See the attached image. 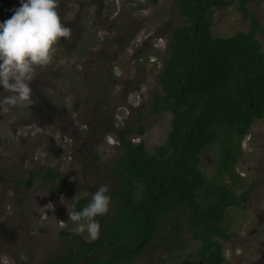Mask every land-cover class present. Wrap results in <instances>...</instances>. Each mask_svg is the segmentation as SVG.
I'll use <instances>...</instances> for the list:
<instances>
[{"label": "rangeland", "instance_id": "374dc122", "mask_svg": "<svg viewBox=\"0 0 264 264\" xmlns=\"http://www.w3.org/2000/svg\"><path fill=\"white\" fill-rule=\"evenodd\" d=\"M241 1L215 9L212 33L228 37L248 32L254 14L261 25L256 38L264 51V0L248 2V16L240 10ZM90 2L83 12L85 41L78 48L60 44L45 69L49 77L51 69L55 74L59 118L30 125L0 122V264H54L78 253L79 241L90 240L86 233L68 230L75 227L68 209L75 210L80 198L90 201L101 185L114 198L115 164L123 155L119 142L128 128L144 127V135L134 132L128 138L143 141L150 154L171 130L172 114L154 115L152 107L162 91L159 76L171 55L174 30L187 22L176 1L106 0L103 11L100 0ZM72 8L77 14V1ZM15 127L20 134H14ZM232 156L233 177L223 168ZM49 167L64 174L57 196L61 185L55 188L38 174ZM201 167L208 180L227 183L237 194L247 191L240 205L227 210L233 237L224 242V264H264V119L254 121L249 133L234 142L222 136L204 152ZM112 199L108 213L99 217L100 234L102 223L114 214ZM49 203L54 212L47 209ZM172 219L176 217L165 221ZM163 225L134 264H187V256L200 246L187 225L169 243ZM20 253L27 259L21 260Z\"/></svg>", "mask_w": 264, "mask_h": 264}, {"label": "trees", "instance_id": "16d2710c", "mask_svg": "<svg viewBox=\"0 0 264 264\" xmlns=\"http://www.w3.org/2000/svg\"><path fill=\"white\" fill-rule=\"evenodd\" d=\"M175 1L187 22L174 30L171 55L159 76L162 91L152 107L154 115L172 114L168 137L152 154L143 141L120 139L124 153L115 164L113 216L101 222L98 239L79 241L78 253L54 264H134L162 223L169 243L190 227L201 243L190 258L202 264L226 262L224 242L233 237L227 210L240 205L247 191L237 194L227 183L208 180L202 156L222 136L234 142L264 119V51L256 38L261 25L252 14L248 32L214 36V11L231 0ZM250 1L257 0L241 1L245 16ZM127 132L144 135L145 129L130 126ZM234 160L226 158L229 165L223 167L232 177ZM54 172L49 169L45 177H55ZM88 203L80 198L75 210ZM170 216L176 220L166 222Z\"/></svg>", "mask_w": 264, "mask_h": 264}, {"label": "clouds", "instance_id": "9594fccd", "mask_svg": "<svg viewBox=\"0 0 264 264\" xmlns=\"http://www.w3.org/2000/svg\"><path fill=\"white\" fill-rule=\"evenodd\" d=\"M60 0H20L11 18L0 22V111L26 107L37 101L33 97L30 82L37 77V69L52 64L60 39L71 42L73 31L62 24L58 12ZM4 93H7L6 95ZM106 185L99 186L91 200L81 210H69L68 217L74 228L68 229L77 235L96 240L100 236L98 217L106 215L111 196ZM64 204V197H60ZM47 209L55 211L52 203ZM67 227V225H62ZM20 259L26 260L24 253Z\"/></svg>", "mask_w": 264, "mask_h": 264}, {"label": "flooded vegetation", "instance_id": "af4514ba", "mask_svg": "<svg viewBox=\"0 0 264 264\" xmlns=\"http://www.w3.org/2000/svg\"><path fill=\"white\" fill-rule=\"evenodd\" d=\"M75 1H77L79 5L77 14H74L73 8H72V5L75 3ZM107 3L108 2H106V0H100V7H99L100 11L104 10ZM86 6H88V9L90 8L91 6L90 0H86V1L85 0H82V1L80 0H60L58 12L61 16L62 24L66 27L71 28L73 31V37H72L71 42H69L68 40L64 38H61L60 44L68 48H71V47L78 48L80 46V43L85 41V37L87 34L82 31V28H83L82 21H84L86 19L85 17L87 16V13L83 14L84 10L87 8ZM18 7H20V0H0V22H3L11 18V16L14 14V9ZM60 44L57 45V48L61 47ZM45 69L46 68L37 69V74H38L37 77L33 81L30 82V87L33 89L32 98L36 100L37 102L31 105L30 108L16 107V108L9 109L7 112L0 111V122H5V121H8L9 119L10 121L16 122L17 124L22 123L25 125H30V124H33L34 122L41 123L43 119H49L51 121H54L55 119L57 120L59 118V110L57 108L58 106H56V103L54 100V97L57 93H59V90L56 88V84L52 82L55 74L53 73V69H51L52 76L50 74V77H49L47 73L45 72ZM51 92H53L54 95H51L50 94ZM0 93H3L2 86H0ZM4 94L6 95L7 93H4ZM63 99L65 98L63 97ZM18 127L14 128V134H20ZM129 136H130V133H128L126 137H129ZM122 151L124 153L123 149ZM11 165L13 164H10V163L6 164L7 167ZM49 169L55 170L54 172L56 174L55 177L53 178L45 177ZM41 171L42 170L38 172V174L41 176V179H45L46 182L50 183V185L54 186L55 188H57L58 185H61L57 188L59 189V192L57 193L54 192L55 196L59 195L61 191H63V189H60V188L63 187L62 183L64 179V174L60 172L59 170L55 168H51V167L47 168L43 172ZM34 173L36 174V172ZM184 227L179 237H181V234L184 232ZM187 228L192 233V230L190 229V227H187ZM196 250H192L191 252H194ZM186 260H187V264H202L203 263L202 260L194 259L192 257L190 258L189 255L187 256Z\"/></svg>", "mask_w": 264, "mask_h": 264}, {"label": "water", "instance_id": "95a60500", "mask_svg": "<svg viewBox=\"0 0 264 264\" xmlns=\"http://www.w3.org/2000/svg\"><path fill=\"white\" fill-rule=\"evenodd\" d=\"M204 154V153H203ZM203 157V156H202Z\"/></svg>", "mask_w": 264, "mask_h": 264}]
</instances>
